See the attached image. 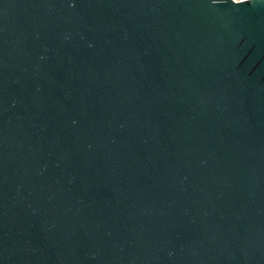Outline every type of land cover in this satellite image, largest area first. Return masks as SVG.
I'll use <instances>...</instances> for the list:
<instances>
[{
  "label": "water",
  "instance_id": "obj_1",
  "mask_svg": "<svg viewBox=\"0 0 264 264\" xmlns=\"http://www.w3.org/2000/svg\"><path fill=\"white\" fill-rule=\"evenodd\" d=\"M0 264H264V0H0Z\"/></svg>",
  "mask_w": 264,
  "mask_h": 264
},
{
  "label": "built area",
  "instance_id": "obj_2",
  "mask_svg": "<svg viewBox=\"0 0 264 264\" xmlns=\"http://www.w3.org/2000/svg\"><path fill=\"white\" fill-rule=\"evenodd\" d=\"M236 1H241V0H236Z\"/></svg>",
  "mask_w": 264,
  "mask_h": 264
}]
</instances>
